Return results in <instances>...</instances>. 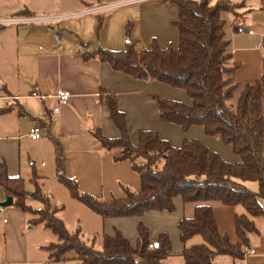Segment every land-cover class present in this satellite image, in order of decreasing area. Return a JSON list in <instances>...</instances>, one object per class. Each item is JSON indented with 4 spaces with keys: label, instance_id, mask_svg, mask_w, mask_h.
<instances>
[{
    "label": "crops",
    "instance_id": "0c3cea01",
    "mask_svg": "<svg viewBox=\"0 0 264 264\" xmlns=\"http://www.w3.org/2000/svg\"><path fill=\"white\" fill-rule=\"evenodd\" d=\"M229 1L244 3L235 12H221L227 51L231 55L229 65L237 63L229 78L238 84L237 88L251 84L258 94L264 63V0ZM102 6L105 8L98 9ZM113 8H119L118 17L125 23L124 30H102V25L96 35L91 16L103 15L104 19L105 13ZM176 17V6L166 0H0V20L36 19L0 26V161L6 164L8 175L21 176L29 191L34 189L33 173L39 176L43 192L55 205L63 207L58 214L68 231L80 228L82 239L95 249L101 248L103 235H111L114 230L136 245L138 223L147 227L150 241L166 232L170 254L162 264H184L181 252L185 246L203 241L195 235L182 243L177 228L182 218L193 216L199 203L176 197L171 212L102 218L73 199L57 180L56 158L58 145L65 176L75 180L81 192L96 198L121 197L122 186L140 189V177L130 161H115L114 151L103 149L90 133L97 129L105 137L119 135L102 100L101 92L105 91L116 96L133 143L139 130L150 129L174 146L184 139H198L225 161L239 160L220 136L206 135L201 126L183 130L160 121L153 95L189 102L184 90L152 79H136L113 70L97 58L81 56L84 47L81 42L113 50L124 49L130 40L135 42L136 49L149 48L153 41L160 47L176 46L179 33L172 25ZM127 22L132 23L129 37L125 33ZM60 90L70 93L64 103L56 96ZM35 126L41 130L38 139L28 136ZM244 185L254 192L259 190L256 181H245ZM5 196L0 186V202ZM260 202L264 210V198ZM205 204L212 209L218 232L233 244L239 242L235 216L245 213L244 208L220 201ZM31 217L13 203L0 207V264H77L72 252L66 260L49 261L45 247L59 240L41 224L29 227ZM250 219L256 231L248 233L244 246L255 252L242 258L216 255L214 264H264V215Z\"/></svg>",
    "mask_w": 264,
    "mask_h": 264
},
{
    "label": "trees",
    "instance_id": "16d2710c",
    "mask_svg": "<svg viewBox=\"0 0 264 264\" xmlns=\"http://www.w3.org/2000/svg\"><path fill=\"white\" fill-rule=\"evenodd\" d=\"M177 8L172 25L178 30L176 46L160 47L153 41L151 47L136 49L129 41L122 50L90 47L81 42L84 59L97 58L108 63L115 71L136 79H152L185 91L189 102L153 95L160 121L180 126L183 130L198 125L208 136L218 135L232 147L239 160L227 162L198 139H184L179 146L172 145L156 130L138 131L137 141L130 140L124 112L117 106L116 96L102 91V100L109 109L110 119L118 129L117 137H105L99 130L90 133L101 147L114 151L115 161H130L140 177V189L122 186L123 195L110 200L96 198L81 192L77 182L65 176L63 156L57 145V180L66 187L70 196L84 204L102 218L138 217L150 211L174 210V199L199 203L191 218H182L177 228L182 243L195 235L202 242L185 246L181 252L184 264H214L216 255L242 258L248 233L256 227L250 217L264 215L260 199L264 198V63L258 82V94L246 83L234 104L227 100L234 96L238 84L229 75L237 66L227 51L224 38L222 11L235 12L243 2L229 0H166ZM103 15L96 18L95 34L103 25ZM131 22L125 33L129 37ZM87 48V49H86ZM33 173V190H26L21 176H9L6 164L0 161V186L4 194L13 199V206L31 214L29 227L41 224L58 238L45 248L49 261L70 258L77 264H162L170 254V240L166 232L150 241L148 229L137 225V242L132 245L119 231L103 235L100 249L82 239L80 228L70 232L59 216L63 209L55 205L43 192ZM256 181L259 190L254 192L244 185ZM37 202L38 207L30 204ZM220 201L225 205H240L245 213L235 216L239 242L233 244L221 235L212 209L205 204ZM152 244L150 247L149 244Z\"/></svg>",
    "mask_w": 264,
    "mask_h": 264
},
{
    "label": "built area",
    "instance_id": "2783aa9c",
    "mask_svg": "<svg viewBox=\"0 0 264 264\" xmlns=\"http://www.w3.org/2000/svg\"><path fill=\"white\" fill-rule=\"evenodd\" d=\"M105 8V7H104ZM103 6L98 8V9H104ZM97 9V10H98ZM30 21H36V19H28V18H17V19H1L0 20V26L1 25H4V24H7V23H25V22H30ZM44 21H48V19H44ZM59 102H66L70 96V93L66 90H60L57 92L56 94ZM28 136L32 139H38L41 137V130L38 126H35V127H32L30 128L29 132H28ZM149 246L151 247L152 244L150 243ZM243 252L244 254L243 255H246V254H253L255 252V250L251 247H248V246H244L243 247Z\"/></svg>",
    "mask_w": 264,
    "mask_h": 264
},
{
    "label": "rangeland",
    "instance_id": "374dc122",
    "mask_svg": "<svg viewBox=\"0 0 264 264\" xmlns=\"http://www.w3.org/2000/svg\"><path fill=\"white\" fill-rule=\"evenodd\" d=\"M119 14H120L119 8H115V9L113 8L112 10L106 12L105 16H104V22H103V29L102 30H124L125 23L123 24V20L119 19V17H118ZM91 17L93 19L94 25H96L95 16H91ZM94 30H95V27H94ZM139 48L142 49L141 46H139ZM239 90H240V88H237L234 92V96L227 100L228 104H234L235 103L236 97L239 94ZM263 101H264V98H263ZM31 202H32L31 204L33 206H35V207L39 206V204L37 202H34V201H31Z\"/></svg>",
    "mask_w": 264,
    "mask_h": 264
},
{
    "label": "water",
    "instance_id": "95a60500",
    "mask_svg": "<svg viewBox=\"0 0 264 264\" xmlns=\"http://www.w3.org/2000/svg\"><path fill=\"white\" fill-rule=\"evenodd\" d=\"M13 203V199L10 196H5L4 201L0 202V207L9 206Z\"/></svg>",
    "mask_w": 264,
    "mask_h": 264
}]
</instances>
